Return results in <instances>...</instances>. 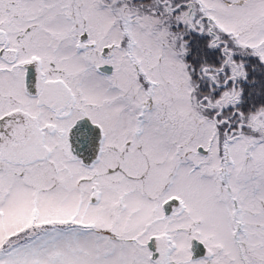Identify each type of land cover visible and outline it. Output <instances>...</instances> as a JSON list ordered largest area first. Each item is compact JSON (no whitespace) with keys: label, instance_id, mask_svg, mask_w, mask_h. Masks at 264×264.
I'll return each mask as SVG.
<instances>
[{"label":"rangeland","instance_id":"rangeland-1","mask_svg":"<svg viewBox=\"0 0 264 264\" xmlns=\"http://www.w3.org/2000/svg\"><path fill=\"white\" fill-rule=\"evenodd\" d=\"M173 1L0 0V264H264V0Z\"/></svg>","mask_w":264,"mask_h":264},{"label":"water","instance_id":"water-1","mask_svg":"<svg viewBox=\"0 0 264 264\" xmlns=\"http://www.w3.org/2000/svg\"><path fill=\"white\" fill-rule=\"evenodd\" d=\"M84 34L82 38H86ZM107 52V48H104ZM98 70L110 73L112 70V65H100ZM33 76V68H29L25 77L29 82L30 78ZM102 137V127L97 123L91 121L88 117L78 118L70 127L67 132V139L69 141V149L74 155L81 158L82 162L85 164H91L99 154L100 143ZM202 150V146H200ZM173 202H177V199L173 198L164 202V210L166 213L171 212V205ZM190 251L192 252V257L195 259L205 254L204 242L194 237L191 240Z\"/></svg>","mask_w":264,"mask_h":264},{"label":"flooded vegetation","instance_id":"flooded-vegetation-1","mask_svg":"<svg viewBox=\"0 0 264 264\" xmlns=\"http://www.w3.org/2000/svg\"><path fill=\"white\" fill-rule=\"evenodd\" d=\"M160 5H164L165 4V6H167V8L168 9H170L171 11H177L178 9H181L182 8V6L181 5H176V4H174V1L173 0H156ZM186 2H184V5L185 6H187L186 4H185ZM186 18H187V20H188V23H189V26H190V28H191V33L189 34V36L191 37V42H190V44H192V48H193V52L191 53V54H193V56H195V48H194V46H193V41H194V37L192 36V34H193V31H194V26H193V24H192V15H191V9L189 10V12H188V14L186 15ZM206 20V19H205ZM207 21V20H206ZM208 22V21H207ZM202 29H203V27H202ZM214 32V31H213ZM86 36H87V34H86ZM214 38H213V40H212V44H213V48H210V49H218L219 47V45L220 46H222L221 47V50H222V52L226 55L227 54V52L229 51V47L227 46V41L224 39V38H222V39H219L218 38V36H217V34L216 33H214ZM206 40V39H205ZM130 44V43H129ZM104 48H107V47H104ZM108 49V48H107ZM0 52H4V48H2V49H0ZM229 54V53H228ZM10 55H13V57H15V55H14V50H13V53L12 54H10ZM227 57V56H226ZM227 59V61L229 60V57H227L226 58ZM226 61V62H227ZM105 64H107V65H112V64H109V63H104V64H100V65H105ZM99 65V66H100ZM98 66V67H99ZM98 67H97V69H98ZM224 66H220L219 67V69L220 70H223L224 68H223ZM29 68H32V67H29ZM28 68V69H29ZM28 69H27V71H28ZM27 71H26V73H27ZM112 71H113V65H112V70H111V72L110 73H108V74H111L112 73ZM26 73H25V75H26ZM101 73H105V72H102L101 71ZM35 74H34V69H33V76L30 78V80H29V82L27 81V78L25 77V83L27 84V85H30V87L32 86V87H34V85H35ZM144 79V78H143ZM146 79H148V78H146ZM149 82H150V79L148 80ZM235 84H236V79H235V81H234V84H233V88H235ZM233 96H234V93L232 94ZM148 105V104H147ZM150 105H148V107H149ZM81 118V117H80ZM234 127H232V128H230V133L232 134V132L234 131ZM104 137V134H103V136L101 137L102 138V140H101V143H100V148H101V146H102V141H103V138ZM100 151H102V148H101V150ZM100 154H101V152H100ZM100 154H99V156L98 157H100Z\"/></svg>","mask_w":264,"mask_h":264},{"label":"bare ground","instance_id":"bare-ground-1","mask_svg":"<svg viewBox=\"0 0 264 264\" xmlns=\"http://www.w3.org/2000/svg\"><path fill=\"white\" fill-rule=\"evenodd\" d=\"M18 87V86H17ZM96 159H97V157H96ZM24 195V194H23ZM23 195H20V198H19V201H22L24 198H23ZM23 198V199H22ZM47 236V235H46ZM45 236H43V238H44ZM37 241H39V240H37ZM37 241H34V242H37Z\"/></svg>","mask_w":264,"mask_h":264},{"label":"trees","instance_id":"trees-1","mask_svg":"<svg viewBox=\"0 0 264 264\" xmlns=\"http://www.w3.org/2000/svg\"><path fill=\"white\" fill-rule=\"evenodd\" d=\"M214 51H216V50L213 49L212 52H214ZM255 76H256V73H255V71H254V72L252 73V75H251V78H255Z\"/></svg>","mask_w":264,"mask_h":264},{"label":"crops","instance_id":"crops-1","mask_svg":"<svg viewBox=\"0 0 264 264\" xmlns=\"http://www.w3.org/2000/svg\"><path fill=\"white\" fill-rule=\"evenodd\" d=\"M25 246H28V245H25ZM22 247H23V246H22ZM11 251H12V250H11ZM11 251H10V252H11Z\"/></svg>","mask_w":264,"mask_h":264}]
</instances>
